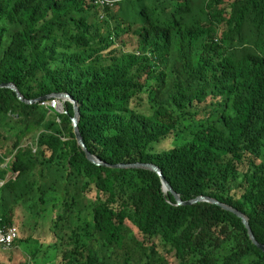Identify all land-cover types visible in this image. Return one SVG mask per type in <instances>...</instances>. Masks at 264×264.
I'll list each match as a JSON object with an SVG mask.
<instances>
[{
    "label": "trees",
    "instance_id": "1",
    "mask_svg": "<svg viewBox=\"0 0 264 264\" xmlns=\"http://www.w3.org/2000/svg\"><path fill=\"white\" fill-rule=\"evenodd\" d=\"M102 10L93 0H0V84L26 100L68 92L93 155L157 165L183 201L240 210L264 244V0ZM101 58L108 64L93 65ZM64 105L0 89V227L32 245L18 264H264L233 213L177 206L152 171L90 163ZM47 221L55 242L32 236Z\"/></svg>",
    "mask_w": 264,
    "mask_h": 264
},
{
    "label": "water",
    "instance_id": "2",
    "mask_svg": "<svg viewBox=\"0 0 264 264\" xmlns=\"http://www.w3.org/2000/svg\"><path fill=\"white\" fill-rule=\"evenodd\" d=\"M1 88H6V89H10L12 90L18 100H20L21 102L25 103V104H34V103H41L43 101H47L49 100L51 97H55V98H59L60 100V107L62 109H65V102L66 103H70L73 107V112L74 115L71 119L72 122V127H73V133L75 136V140L77 142V145L82 149V151L85 153L86 159L99 167H106V168H110V169H114V170H129V169H141V170H148V171H152L154 173H156L158 175V177L160 178V181L162 183V188H163V192L165 194L167 193H171L175 200H176V205L177 206H193L195 204L198 203H209V204H213V205H217L220 208H222L225 211L231 212L234 215H236L238 218L241 219L242 223L244 224L246 230H247V234L249 236L250 241L252 242L253 245H255L258 249H260L263 253H264V244H260L255 236L254 233L250 227L249 224V219L248 217L241 212L240 210L219 202L216 199L210 198V197H205V196H199L196 197L194 199L191 200H187V201H183L182 198L180 197V195L178 193H176L174 191V189L170 186V184L167 182V180L165 179L162 170L155 164L153 163H134V164H109L106 163L102 160H100L98 157H96L95 155H93L87 148L86 144L84 143L83 137L79 131V120H80V105L78 103L77 100H75V98L73 96H71L68 92H60V93H50L48 96H44L41 97L37 100H26L23 95L20 93V91L18 90V88L16 86H14L11 83H2L0 84V89ZM58 112H62V111H58Z\"/></svg>",
    "mask_w": 264,
    "mask_h": 264
},
{
    "label": "rangeland",
    "instance_id": "3",
    "mask_svg": "<svg viewBox=\"0 0 264 264\" xmlns=\"http://www.w3.org/2000/svg\"><path fill=\"white\" fill-rule=\"evenodd\" d=\"M96 6V5H95ZM98 7V10H99V15L101 17H103L104 15V11L102 10L103 8L99 7L98 5L96 6ZM101 56V55H100ZM105 64H108V61H106L105 58H101L98 60V62H94L93 65H97V66H100V65H105ZM145 98V97H143ZM139 111L141 112H146V110L149 109L148 105L147 104H140L139 105ZM189 124V122H187ZM175 144V140L173 139V137L171 138H168L167 140H164L162 141L161 143L159 144H156V146L154 147L155 151H158V150H165L167 148H171L173 145ZM3 167H5V165H3ZM14 177L15 175L13 174H9L8 177ZM0 186H1V183H0ZM94 197L96 199V194H94ZM83 205V204H82ZM23 212L21 211V209L19 208L17 211H16V221L14 222V225H16L17 227H20L24 217L21 215ZM81 214H85V212H79ZM22 216V220L20 221V216ZM19 223V224H18ZM29 233V232H28ZM31 233V232H30ZM35 235V236H34ZM32 236L35 238V239H39L40 242H46V243H50V242H55L54 239H53V233L51 232V224L49 221L47 222H44V223H41L37 229V231L32 234ZM32 237V238H33ZM16 244L13 246V248L11 250H4L3 248L0 247V263L2 264H18L19 262H21L23 259H27L25 256L27 255H24L22 253H28V247L30 245L26 244V243H23V244H19L17 247V249L15 248ZM32 246V245H31ZM30 246V247H31ZM15 248V249H14ZM8 252H12L13 254V259L11 261H9L5 256H6V253ZM22 252V253H21ZM23 258V259H22ZM172 261V260H171Z\"/></svg>",
    "mask_w": 264,
    "mask_h": 264
},
{
    "label": "built area",
    "instance_id": "4",
    "mask_svg": "<svg viewBox=\"0 0 264 264\" xmlns=\"http://www.w3.org/2000/svg\"><path fill=\"white\" fill-rule=\"evenodd\" d=\"M119 0H93L94 5H98L101 8H106L110 4ZM41 105L47 109H54L56 111H64L60 107L59 98L51 97L47 101L41 102ZM18 238V232L15 226H8L5 228L0 227V247L4 250H11Z\"/></svg>",
    "mask_w": 264,
    "mask_h": 264
},
{
    "label": "clouds",
    "instance_id": "5",
    "mask_svg": "<svg viewBox=\"0 0 264 264\" xmlns=\"http://www.w3.org/2000/svg\"><path fill=\"white\" fill-rule=\"evenodd\" d=\"M64 110V109H63ZM63 112V111H62Z\"/></svg>",
    "mask_w": 264,
    "mask_h": 264
}]
</instances>
